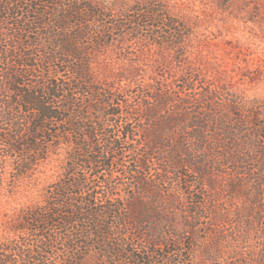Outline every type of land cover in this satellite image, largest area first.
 Returning <instances> with one entry per match:
<instances>
[{"label": "trees", "instance_id": "16d2710c", "mask_svg": "<svg viewBox=\"0 0 264 264\" xmlns=\"http://www.w3.org/2000/svg\"><path fill=\"white\" fill-rule=\"evenodd\" d=\"M127 8L132 18L92 0H0V177L8 162L20 178L53 147L71 145L45 202L25 212L16 236L0 241V264H83L89 251L94 264H264V100L234 99L223 104L228 112L201 105L205 113L188 131L192 178H174L170 193L163 175L150 194V182L135 172L145 192L117 197V152L139 128L132 103L93 79L91 56L113 35L152 30L182 38L178 26L187 28L157 0ZM254 115L263 117L255 133ZM163 139H147V150L131 151L133 161L144 168L150 157L178 160L155 154ZM222 178L223 198L213 188ZM224 198L242 203L230 209ZM254 238L260 246L248 247Z\"/></svg>", "mask_w": 264, "mask_h": 264}, {"label": "rangeland", "instance_id": "374dc122", "mask_svg": "<svg viewBox=\"0 0 264 264\" xmlns=\"http://www.w3.org/2000/svg\"><path fill=\"white\" fill-rule=\"evenodd\" d=\"M92 1L112 8L119 17L126 13V17L132 18L134 12L127 7L136 1L148 0ZM157 1L166 5L171 15L183 20L187 28L178 26V29H182L184 37L175 38L166 31L156 34L152 30L113 35L107 46L91 56L93 79L132 103L133 108L128 110L135 112L133 124L139 128L136 140L125 143L117 152L119 161L114 167L118 183L114 191L120 200L145 192L137 184L135 172L150 182V194L158 190L157 181L163 175L167 178L161 188L170 193L178 188L174 178L181 176L184 181L183 174L192 178L189 166L185 165L191 151L188 131L194 116L203 111L201 105L205 111L211 107L228 112L223 104L234 99L264 100V0ZM167 39L170 44L181 43L169 46L163 42ZM94 106L97 109V104ZM262 119L257 115L250 117L254 133V124ZM156 136L164 138L165 147L157 148L155 154L176 156L178 160L168 163L150 157L147 166L140 168L133 161L135 154L131 151L142 153L147 150L145 141ZM70 149L67 143L53 147L45 160L20 178L13 177V164L7 163L0 177V241L16 236L25 212L45 202L49 186L65 171ZM164 164L168 165L167 171L163 169ZM221 180L213 188L223 198L228 181ZM225 199L223 203L232 205L230 209L242 203ZM259 246V240L254 238L248 247ZM195 247L197 255H201L200 246ZM93 255L89 251L83 264H94Z\"/></svg>", "mask_w": 264, "mask_h": 264}]
</instances>
